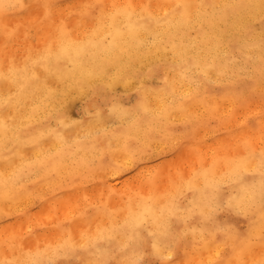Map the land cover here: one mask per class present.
Returning a JSON list of instances; mask_svg holds the SVG:
<instances>
[{
  "label": "bare ground",
  "instance_id": "obj_1",
  "mask_svg": "<svg viewBox=\"0 0 264 264\" xmlns=\"http://www.w3.org/2000/svg\"><path fill=\"white\" fill-rule=\"evenodd\" d=\"M35 1L13 0V2L24 4H35ZM99 1L86 0L87 4ZM135 1L134 3L137 4ZM154 1H152V4L150 2V5L153 6L151 9L157 7L158 3L156 2L157 4H155ZM173 1V4L166 6H161V3H159L158 7L160 6L161 8L159 12H155V10H158L157 8L153 9V11L150 9L154 17H162L165 12H171L176 9V14L170 17L168 22L157 24L152 21L150 26H147L149 22L143 18L147 13L132 3L116 6L115 11L110 14L111 16L114 15L115 18L113 19L112 17L109 21L106 20L100 23L87 20L86 18H89V16L83 14L87 12L84 9L78 13L80 15L76 14L75 18H73L76 23H74L75 21L69 22V19L66 22L67 25L78 24V28L73 29L69 25L64 24L65 28L55 33L54 39L45 41V44L41 43L42 46L38 45L26 54L11 57V61L7 59V63L6 61L2 62L0 74L7 71L13 60L17 69H23L25 63L31 64L33 61L47 63L46 58L49 53L46 49L51 50L52 74H50L49 83L52 87L57 88V96L52 100L51 104L61 108L66 114L64 125H60L58 128L56 121H51V128L60 131L68 143L74 145L72 150L75 152V156L67 158L64 165L53 164L50 168L42 169L38 158L42 160L47 153L55 151L56 147H58L48 136L49 129L43 127V125L49 123L45 119L48 113L44 107L48 105V101L44 100L40 93L34 96L22 95L19 98L13 96L12 107L5 111L3 104L10 92L8 86L0 84V121L6 120L12 131L29 132V136L22 137V141L26 143H22L20 154L12 157L11 163L5 162V154L0 150V222L10 213L17 216L25 215L29 208L35 204L38 197L41 196L40 189L44 184L47 186L48 194H50L47 202L49 204L47 207L46 203L43 206L44 219L50 217L54 211L57 212V208H59V212H61L63 217L52 233L49 242L43 248L35 246L31 250H27L25 246L19 244L13 251L8 246L9 244L4 241V235L9 234L12 230L16 228L24 229L23 222L19 220L20 222L16 223L15 221L14 229L7 224L0 226V260L4 259L5 256L9 260L13 259L14 256L22 260H28L27 253L29 252L33 254L39 252L41 258L44 256L52 257L57 245H62L65 241L76 245L86 244L87 240L81 237L82 232L93 230L88 233L95 237L98 226L101 229H110L114 225L124 223L127 215L124 209L127 208V202L115 209L116 211L122 210L120 214H117L113 206L105 202L103 197L96 203L97 206L92 207L91 204H89L90 206L84 204L78 214H74L68 203L59 199L61 193L57 191L63 181H66L64 178L68 173L66 165L71 163L72 159L77 162V180L82 179L85 172L91 173L95 171L94 173L99 172L98 174H107V172L114 174L118 172L117 169L132 165L137 155L146 154L150 148L164 149L167 147L164 140H169L176 128L181 127L187 131H192L196 126H201L200 120L197 119V112L199 113L200 110L201 115L204 112L203 116L206 113L208 117L211 115L215 116V109H218L221 102H223L224 112L231 114L235 106L243 104L246 100L242 96L251 95L257 90L259 84H264V77L261 75V55L264 54V45H262L260 35L261 28L264 25L261 24L259 7H224L226 5L258 6L261 0ZM46 2L56 4V0H46ZM144 3L141 2L139 4L149 5V2ZM127 5L132 6V9L128 8L127 11L132 12L133 15L136 13L133 10L139 7L137 12L139 15H132L130 18L125 15L124 11ZM178 5H188L189 7L187 9L177 8ZM211 5L216 7H211ZM71 6L67 7L76 8V5ZM67 9L69 10V8ZM58 11L57 13L60 14ZM62 13H65V11ZM32 14L33 12L28 17L26 16L27 14L23 16L34 21L35 18L31 16ZM54 14H56L55 10ZM8 15L17 16L12 12ZM62 16L64 17V15ZM76 16H81V18L77 20ZM67 17L70 18L69 15ZM81 19H86L87 21L84 22ZM31 20L27 19L26 21L31 22ZM20 21L22 24L24 22L25 24H30L24 19ZM86 23H89V26L91 24L94 25L87 29L89 27H86ZM129 23L135 25L136 31L134 37H129L125 34L124 39H134L139 44L141 51L151 48V53L144 61V65L134 61L135 66L131 69L132 71H135L136 68L147 71L149 61L159 63L160 58L168 60L169 56L172 58L175 56L178 66L172 71L154 75V78L159 77L161 80L160 87L149 84L153 78L144 80L148 91L143 94L138 93V100L143 98L148 109L144 113L147 120L142 125L136 127L132 123V118L127 121L129 117L121 119L116 116L119 118V125L115 127L114 124L111 125L113 120L111 121L112 123H109V119L113 116L107 118L105 112L106 119L104 122L89 126L87 122L93 120L90 107H93L95 111V105L89 99L88 92L79 94L78 88L74 86L75 82L80 79L77 70L81 64L90 69L95 68L100 63V49L96 46L95 41L109 32H113L115 28H124ZM247 24L252 25L253 31L248 32L245 30L244 26ZM80 25L85 26L80 27ZM94 29H99V35H93ZM89 41H93V43H89ZM241 46H243L242 49ZM165 48L167 51H165ZM176 53H183L184 59L187 61L183 67L179 66V56L175 55ZM56 57H59V59L57 60ZM169 62H173V59ZM112 70L115 71V67ZM37 73L44 74V68L37 66ZM61 74L67 80L69 85L67 89H65V84L58 79ZM236 75L237 77H235ZM165 77H167V80ZM153 89H160V91H153ZM16 91L14 86L11 87V93ZM85 94H87V101H89H86L83 106V110L86 112L85 119L79 121L83 122V126H77V124L73 123L75 120L68 115L69 102L74 98H81ZM48 106L51 107V105ZM174 124L175 127L173 128ZM42 133L44 143L40 149L33 148L30 138L33 136L39 137ZM0 135H2V131H0ZM201 138L197 139V144H194V146H202L209 149V134L205 133ZM171 139L177 140L175 138ZM77 141L78 143H75ZM202 147H199V149L201 150ZM245 149L243 154L227 159L223 161L224 163L213 161L209 165L207 164L206 167L196 168L202 169L198 176L194 177L193 169L188 176L180 179L173 190L167 194L154 193L147 189V192H142L132 198L134 210L137 212L151 210L159 214L171 206L173 198H176L178 202L187 204L191 199L189 192L190 183H194L197 187H203L206 182L208 184H227L232 179L230 173L235 167V162L248 157L250 152L258 153L260 151V149L254 150L248 146ZM133 155L135 159H133ZM257 163L255 159L248 162L249 175L256 169ZM58 167L59 175H56ZM53 176L55 178H52ZM77 180L75 183H77ZM66 182L61 186L66 184ZM98 188L101 190L102 186H98ZM98 196L96 195L94 198ZM99 198L101 197L99 196ZM215 215L217 220L222 223L236 224L237 220L240 221L239 224H236V227L241 231L247 228L248 222L246 218L235 216L227 210L218 211ZM18 219L19 217L16 220ZM174 226L183 229L184 224L178 221ZM196 226L198 227L199 225ZM27 227H25L26 230H30V228L32 230V226H29V223ZM118 238H122V235ZM205 238H208L207 233H205ZM216 238H219V234H217ZM189 241L194 244V250L189 257L190 261L193 259L195 251H199L203 264H208L209 259L225 261L228 259L227 253L230 249L224 245L219 246L220 256L216 257V246L202 247L199 235L194 240L193 237L189 236ZM231 243L232 241L229 240L228 244L231 245ZM256 247L257 251H259L258 244ZM83 258V256L56 257L58 260H81Z\"/></svg>",
  "mask_w": 264,
  "mask_h": 264
},
{
  "label": "snow or ice",
  "instance_id": "obj_2",
  "mask_svg": "<svg viewBox=\"0 0 264 264\" xmlns=\"http://www.w3.org/2000/svg\"><path fill=\"white\" fill-rule=\"evenodd\" d=\"M57 7H59L58 4L48 3L46 0L35 4L0 0V17L7 19L10 12L22 9L37 14L43 10L45 18H48L52 9ZM80 7L85 10H93L92 13H83L84 15H91L99 11V18H104L103 5L83 4ZM139 7L147 13L143 17L145 21L149 22L147 26H150L152 21L157 24L168 22L170 17L176 14V9H173L171 12H165L162 17H154L150 11L151 5H140ZM188 7V5L177 6V8L183 9ZM211 7L216 6L211 5ZM224 7H259L261 24L264 25V0H261L258 6L226 5ZM128 8H132V6H125L124 14L130 18L133 13L127 11ZM3 27L7 34L8 25L4 24ZM244 27L248 32L253 31L251 24ZM135 31V25L129 23L124 28H115L113 32L100 37L95 41L96 46L100 49V63L92 69L81 64L77 70L80 79L75 82L74 86L78 88L79 94L88 92L89 99L95 105V111L92 113L93 120L87 122L89 126L104 122L105 112L107 118L114 115L121 119L129 117L132 118L134 126L142 125L147 120L144 115L148 110L145 100L141 98L137 104L132 105L123 98L128 95L129 90H135L141 94L147 92L148 89L144 84L145 79L154 78L155 74L172 71L178 66L174 56L171 63L160 58L159 63L149 61L147 71H143L141 68L132 71L131 69L135 66L134 61L144 65V61L151 53V48L141 51L139 44L134 39H124L125 34L134 37ZM93 35H99V29H94ZM260 35L262 45H264V27L261 28ZM89 43H93V41H89ZM242 48L243 46H241ZM46 51L49 53L46 58L47 63L33 61L31 64L25 63L23 69H17L13 60L7 71L0 74V84L8 86L10 92L3 104L5 111L12 107L13 96L19 98L22 95L34 96L40 93L44 100L48 101V105H51V107L44 106L48 113L45 119L49 123L43 127L49 129L47 134L58 147L55 151L47 153L42 160L38 158L42 169L50 168L53 164L64 165L67 158L75 156V152L72 150L74 145L69 144L60 131L51 128V121H56L58 128L60 125H64L66 114L61 108L51 104L57 96V88L52 87L49 83L50 74H52V57L51 50L46 49ZM165 51H167L166 48ZM175 55L179 56V66L183 67L187 63L183 53ZM56 59L58 60L59 57ZM37 66L44 68V74L37 73ZM113 67H115V71L112 70ZM261 75L264 77V54L261 55ZM58 79L65 84V89L69 87L62 74ZM165 79L167 80V77ZM121 84L124 87L123 92L117 89V85ZM13 86L17 90L15 93H11ZM153 91L159 92L160 89H153ZM126 103L129 104L128 107H125ZM73 123L83 126V122L74 121ZM0 131H2L0 150L5 154V162L11 163L12 157L20 154L22 143H26L22 141V137L29 136V132L12 131L6 120L0 121ZM262 135H264V129H262ZM30 142L33 148L40 149L44 143L43 133L39 137H31ZM133 159H135L134 155ZM252 159L258 163L256 169L249 175L248 162ZM66 167L68 173L64 178L68 183L74 184L78 179L77 162L72 159ZM193 169L194 177L202 171V169H196L194 165ZM120 170L122 169H117V171ZM56 175H59V167ZM230 175L232 179L227 184H208L206 182L203 187H197L194 183H190L191 199L188 203L178 202L176 198H173L171 206L159 214L151 210L135 211L133 200L129 197L127 208L124 209L127 212L124 223L114 225L110 229H101L98 226L95 237L88 232H82L81 237L87 240L86 244L76 245L65 241L64 244L57 245L52 257L41 258L39 252L35 254L29 252L27 253L28 260H22L15 256L9 260L5 256L0 260V264H190L189 257L194 250V244L189 241V236L194 240L197 235L200 236L202 247L216 246V257L220 256V245L230 249L226 261L209 259L208 264H264V148L258 153L250 152L248 157L236 161ZM171 182L174 183V181ZM109 195L111 196L112 193ZM221 210H227L235 216L246 218L247 228L243 231L239 230L236 227V224L240 223L238 220L236 224L219 222L215 214ZM178 221L183 222V229L174 226ZM205 233L208 238H205ZM217 234H219L218 239L216 238ZM121 235L122 238H118ZM229 240L232 241L231 245L228 244ZM257 244L259 251H257ZM8 246L13 251L15 250L14 244ZM59 256H83L84 258L81 260L56 259Z\"/></svg>",
  "mask_w": 264,
  "mask_h": 264
},
{
  "label": "rangeland",
  "instance_id": "obj_3",
  "mask_svg": "<svg viewBox=\"0 0 264 264\" xmlns=\"http://www.w3.org/2000/svg\"><path fill=\"white\" fill-rule=\"evenodd\" d=\"M82 1L83 3H81ZM134 1L135 0H100L92 5L98 4L104 6L102 10L105 14L104 18L100 19V13L99 11H96L93 14L88 15L89 18L86 19L97 23L105 22L113 17L110 15L115 11V7L113 6H122L125 3H132L135 6H140L141 2L144 3V1V4H146V2H149V5L150 2L151 4L153 3V0H136L135 2L137 4H135ZM38 2H45V0L35 1V3ZM154 2L155 4L158 3L156 7L158 10H155V12L161 10L160 6L158 7L159 3H161V6L174 3L173 0H155ZM77 3L79 5L87 4L86 0H56V4H59V7H57L58 10L63 6L61 10L62 12L65 11L66 14L55 8L52 9L50 17L45 18L44 11L41 10L39 14L33 12L34 15H31L34 16L35 19L32 17L34 21H32L31 18H26L31 12L27 13V10L22 9L12 11V13L18 17H12L9 15L7 19L0 17V66L4 61L7 63V59L11 61V57L26 54L38 45L42 46L41 43L45 44V41L54 39V34L65 28L64 24L67 25L66 22L68 19L69 22H74L75 20L73 18H75V15H80L78 13L84 10L81 7H78L79 5ZM71 5H76V8L73 7L74 9L72 8V10L70 7H67ZM67 8H69V10ZM156 8L154 7L153 9ZM136 9L133 10L136 12L133 16L139 15V13H137L139 7ZM153 9L151 10L153 11ZM54 10L56 14H54ZM57 11L64 15V17L58 14ZM87 12L92 13L93 10H87ZM23 15L26 16L24 17ZM67 15H69L70 18H68ZM19 17L20 19H18ZM76 18L79 20L81 16H76ZM21 19H24V21L27 19L31 20L32 23L26 21L30 24H25L23 21L24 24H22L20 21ZM86 19L81 20L86 22ZM61 21H63V24H61ZM74 23H76V21ZM74 23L72 25L68 24L69 27L73 29L78 28V24L76 25ZM4 24L8 25L7 34L3 27ZM93 25L91 24V26H89V23H86V27H89L87 29H90ZM84 26L80 25V27ZM47 29L49 31L51 30V32ZM172 59V57H168L169 61H172ZM235 77H237V75ZM160 83L161 80L157 77L153 78L149 84L151 86L160 87ZM117 89L123 92L124 87L123 85H118ZM87 94L81 98H74L69 102L70 106L68 107V115L76 122L85 119L86 112L83 110V106L87 101ZM138 97L139 94L135 90H129L128 95L123 99L129 101L132 105H135L138 101ZM242 98H246L244 103L235 106L233 109L234 111L231 114L229 112H224L223 102H221L218 109H215V116L211 115L208 117L207 113L203 116L204 112L201 115V110H198L199 113L197 112V119L200 120L201 126H196L192 131H187L181 127L176 128L170 139L164 140L167 147L164 149L150 148L146 154L142 156L137 155V158L132 165L123 166L121 168L122 170L114 174L109 172H107V174H98L99 172L94 173L95 171L91 173L85 172L83 178L77 180V183L70 184L66 182L67 180L63 181V183L66 182V184L61 186L62 183L57 191L58 193H61L59 199L68 203L74 214H78L81 206L84 204L88 206L91 204L92 207L97 206L96 203H98L103 197L105 202H108L110 206H113L114 211H116L115 209L119 205L122 206L125 204L129 197L134 198L142 192H147V189L154 193L167 194L173 190L180 179L188 176L190 172L193 171V165L195 168H200L201 166L206 167L207 164L209 165L213 161L223 162L227 159L237 157L244 153L246 146L254 150H261L264 148V135H262V129H264V84H259L256 91L251 95L242 96ZM128 106L129 104L126 103L125 107ZM90 108V111L93 113V107ZM129 120L130 118L127 119V121ZM110 122L112 123L111 125L114 124L116 127L119 125V118L113 116L109 119V123ZM174 127L175 124L173 125V128ZM205 133L209 134L210 148L208 147L209 149H207L202 146H194V144H197V139H202L201 136ZM199 147H202V149L200 150ZM171 181H174V183ZM98 186H102V189L100 190ZM47 190V186L44 184L40 189L41 196L38 197L35 204L29 208L25 215L17 216L10 213L0 222V226L7 224L12 226L13 229L15 227V221L16 223L20 221L23 222L24 229L20 230L19 228H16L9 234L4 235V241H7V244H14L15 246L22 244L25 246V249L31 250L35 246L43 248V246L49 242L52 233L55 231L59 221L63 217L61 212H59V208H57V212L54 211L50 217L44 219L45 214L43 212V206L46 203L47 207L49 204L47 202L50 197ZM109 193H112V195L110 196ZM96 195H99L101 198H99V196L94 198ZM121 211L122 210H118L116 213L120 214ZM18 217L19 219L16 220ZM27 222L29 223V226H32V230L31 228L30 230L25 229V227L28 228ZM15 230L17 231L15 232ZM91 231L93 230H88L90 233ZM198 252L199 251H195L193 253V259L190 261V264H199L201 262V255Z\"/></svg>",
  "mask_w": 264,
  "mask_h": 264
}]
</instances>
